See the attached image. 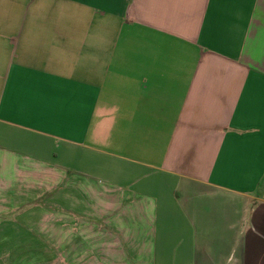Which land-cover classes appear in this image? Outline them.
<instances>
[{"label":"crops","instance_id":"obj_1","mask_svg":"<svg viewBox=\"0 0 264 264\" xmlns=\"http://www.w3.org/2000/svg\"><path fill=\"white\" fill-rule=\"evenodd\" d=\"M0 264H264V0H0Z\"/></svg>","mask_w":264,"mask_h":264},{"label":"rangeland","instance_id":"obj_2","mask_svg":"<svg viewBox=\"0 0 264 264\" xmlns=\"http://www.w3.org/2000/svg\"><path fill=\"white\" fill-rule=\"evenodd\" d=\"M40 258H42V257H40Z\"/></svg>","mask_w":264,"mask_h":264}]
</instances>
